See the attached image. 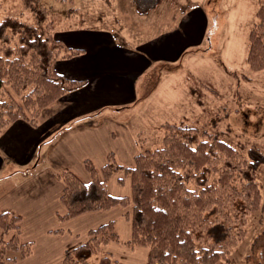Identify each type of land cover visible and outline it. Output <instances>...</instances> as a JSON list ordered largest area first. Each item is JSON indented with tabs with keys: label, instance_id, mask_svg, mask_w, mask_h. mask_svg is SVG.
I'll return each mask as SVG.
<instances>
[{
	"label": "trees",
	"instance_id": "1",
	"mask_svg": "<svg viewBox=\"0 0 264 264\" xmlns=\"http://www.w3.org/2000/svg\"><path fill=\"white\" fill-rule=\"evenodd\" d=\"M41 2L22 0L29 22L0 18V131L19 118L34 123L44 108L83 85L55 72L54 61L69 58L76 50L65 49L55 40L53 19ZM245 61L253 70H264V0L247 35ZM195 131L169 124L161 146L137 154L130 168L117 165L109 154L101 179L86 161L91 177L87 184L68 171L61 172L60 200L66 212L60 219L130 205L131 212L125 216L131 234L125 246L147 248V264H217L243 236L247 215L259 208L256 171L264 165V154L216 135L198 139ZM119 170L131 178L129 197L108 193L107 182ZM19 221L12 213L0 212L4 233H17ZM118 241L110 221L89 231L84 243L65 251L62 263L89 264L102 245ZM15 250L18 258L29 254L28 245L19 244L16 235L1 240L0 264L15 262L18 258L7 255ZM99 264L118 262L105 254Z\"/></svg>",
	"mask_w": 264,
	"mask_h": 264
},
{
	"label": "crops",
	"instance_id": "2",
	"mask_svg": "<svg viewBox=\"0 0 264 264\" xmlns=\"http://www.w3.org/2000/svg\"><path fill=\"white\" fill-rule=\"evenodd\" d=\"M175 16L172 24L142 39L135 48L126 42L132 36L121 29L117 33L124 35L123 46L116 44L112 31L96 27L53 32L65 49L76 50L73 56L54 61L55 72L83 85L44 108L34 123L19 118L0 131V212L20 218L17 233L0 229V241L16 235L19 244L29 247L23 258H18L19 251H8L9 257L18 258L11 264H62L65 251L84 243L89 231L110 221H114L115 232L123 224L125 238L118 236L115 244L125 247L131 227L124 216L128 210L122 207L60 219L66 210L60 200L64 184L59 175L68 171L87 184L91 177L84 163L89 161L101 179L109 154L117 161L119 156L125 158L133 166L137 155L134 134L98 111L100 99L113 96L114 104L127 107L134 101L139 77L145 82L155 64H173L203 40L206 15L201 9H191L177 21ZM117 174L107 182L108 193L129 195L119 194L117 186L123 179L115 177ZM133 250L141 256L138 264H147L148 250ZM133 250L126 252L135 256ZM104 253L113 256L110 251Z\"/></svg>",
	"mask_w": 264,
	"mask_h": 264
},
{
	"label": "rangeland",
	"instance_id": "3",
	"mask_svg": "<svg viewBox=\"0 0 264 264\" xmlns=\"http://www.w3.org/2000/svg\"><path fill=\"white\" fill-rule=\"evenodd\" d=\"M260 1L42 0L41 4L53 19L55 32L96 27L112 31L116 44L123 46L124 35L117 33L121 29L132 36L126 41L132 48L172 24L173 14L177 21L189 10L201 9L206 15L203 40L185 51L179 61L155 64L145 75V82L139 77L134 101L127 107L114 104L113 96H104L98 111L134 134L137 154L161 146L169 124L194 128L198 139L216 135L264 154V70H253L245 61L247 35ZM5 16L32 20L22 8V0H0V18ZM114 161L123 168L133 167L131 161L120 156ZM115 173L124 180L117 186L119 194L130 195V176L122 170ZM256 181L261 194L259 208L247 215L243 236L217 264H264V165L257 169ZM122 208L128 210L124 216L130 214V205ZM116 233L121 240L125 238L122 223L117 225ZM115 243L119 241L102 245L89 258V264H99L106 251L118 264H138L141 256L133 250L138 246ZM129 250L135 256L126 252Z\"/></svg>",
	"mask_w": 264,
	"mask_h": 264
}]
</instances>
